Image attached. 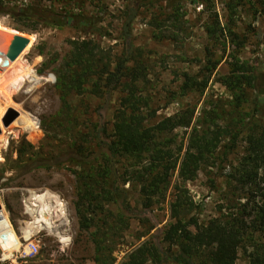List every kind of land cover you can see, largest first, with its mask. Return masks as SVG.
I'll return each mask as SVG.
<instances>
[{
	"label": "trees",
	"instance_id": "1",
	"mask_svg": "<svg viewBox=\"0 0 264 264\" xmlns=\"http://www.w3.org/2000/svg\"><path fill=\"white\" fill-rule=\"evenodd\" d=\"M46 1L50 5L33 1L10 6L9 0H0V17H8L19 28L33 32L42 24L67 27L84 35L71 41L62 63L54 68L59 108L50 121L57 127L72 129L80 116L72 98L85 95L100 98L116 90L119 93L110 127L90 122L88 127H83L87 132L74 133L68 146V155L77 156L71 164L80 168L71 170L77 196L75 214L79 230L87 233L95 246L93 264H114L113 237L121 225L127 226L119 207L115 212L109 209L118 206L119 187L133 182L138 188L140 205L150 208L156 200L165 199L175 174L177 182L172 187L170 204L172 222L161 239L164 251L152 241H145L122 264H163L167 260L174 264H237L238 250L245 242H252L256 254H248V264H264V257L258 255L264 249V73L231 54L228 73L218 81L230 94V112L239 115L230 117L224 111L214 110L203 113L184 148L176 141L174 132L192 126L195 109L185 106L168 117L156 115L141 87L147 65L141 60V52L134 50L130 38L139 12L151 11L149 26L156 30L154 38L175 42V36L186 23V13L182 11L184 0H125L127 4L120 12L121 39L125 46L119 55L86 37L105 36L98 25L102 22L101 14L108 12L106 0ZM189 1L205 4L207 10L211 7V12L215 5V0ZM88 8L99 13L88 14ZM211 14L210 21L203 24V31L212 47L226 39V34L238 39L227 23L222 25L217 14ZM169 30L171 34L163 37ZM211 48L205 47L197 73L182 75L179 87L182 95H201L207 89L220 64ZM252 92L257 96L252 98ZM43 132L46 136V131ZM240 132L245 133V148L226 178L229 189L243 203L237 206L236 213L219 216L203 225L193 218L186 221L194 203L184 185L195 180L204 168L213 166L223 139L229 138L234 147ZM118 166L124 169L121 175Z\"/></svg>",
	"mask_w": 264,
	"mask_h": 264
},
{
	"label": "rangeland",
	"instance_id": "2",
	"mask_svg": "<svg viewBox=\"0 0 264 264\" xmlns=\"http://www.w3.org/2000/svg\"><path fill=\"white\" fill-rule=\"evenodd\" d=\"M33 1L50 5L46 0H9L10 6ZM231 1H234L233 6ZM105 3L108 12L101 14L102 22L98 25L105 36L88 34L86 37L93 38L102 47L110 48L112 54L119 55L125 46L121 39L120 12L127 1L106 0ZM214 3L211 12V7L207 10L205 4L182 1L186 23L175 36V42L154 38L156 30L149 26L151 11L147 14L139 12L131 28L132 46L141 52V60L147 65L141 83L143 96L156 115L159 118L168 117L185 106L195 109L192 126L174 132L176 141L182 143L184 148L190 131L199 124L203 113L214 110L217 113L224 111L230 117L239 115L230 112V94L218 81L228 73L231 54H236L242 61L264 73V3L260 0H215ZM86 12L99 13L90 8ZM213 12L222 25L227 23L238 39L226 34V39H221L212 47L203 31V24L210 21ZM17 27L8 17H0L1 29L23 34L30 39L27 49L0 79V206L19 243L5 250L0 247V264H93L95 246L89 235L79 230L75 214L77 196L71 170L78 171L80 168L71 164L70 161L77 159V156L68 155V146L74 133L79 130L87 132L83 127H88L90 122H97L101 126L108 124L110 127L118 108L119 93L116 90L100 98L86 95L72 98L71 102L78 107L80 115L75 127L55 126L50 121L59 108L54 68L62 63L71 41L84 35L67 27L42 24L36 27L35 32ZM169 34L170 30L163 37ZM207 46L212 47L215 59H220L215 74L201 95H182L179 90L182 75L199 71ZM250 95L252 98L257 96L253 92ZM9 109L17 111L19 118L4 128L1 119ZM243 132H240L234 147L229 138L223 139L213 166L204 168L195 180L184 185L194 203L186 221L193 218L203 225L219 216L236 213L237 206L243 203L229 189L226 178L231 165L242 156L245 148ZM118 170L121 175L124 169L118 166ZM122 180H119V184H122ZM176 182L175 174L165 199L156 200L150 208L140 205L138 188L133 182L119 187L118 206L112 205L109 209L115 212L119 207L125 215L127 226L121 225L113 237L115 249L111 255L114 264H122L130 252L145 241H152L164 251L161 239L172 222L170 204L174 194L172 187ZM45 193L52 195L51 200H55L56 206L47 212L50 231L39 228L36 217L32 211L29 215L26 208L31 194ZM59 209H63L64 216H60L61 211L58 214ZM46 214L44 212V218ZM37 216L40 217L39 214ZM251 243L245 242L240 246L237 264H248V254L256 255ZM261 243L258 239V244ZM263 250L261 248L258 252L260 257H264ZM163 264L174 263L167 260Z\"/></svg>",
	"mask_w": 264,
	"mask_h": 264
},
{
	"label": "bare ground",
	"instance_id": "3",
	"mask_svg": "<svg viewBox=\"0 0 264 264\" xmlns=\"http://www.w3.org/2000/svg\"><path fill=\"white\" fill-rule=\"evenodd\" d=\"M11 65L7 69H5L3 72H0V79L3 77V73L5 71H7L11 67ZM51 197H52V195H50V193H45L44 195L43 194H41V195L31 194V197H30L31 201H30V203H28V206L26 207L27 213H29V215H30L31 211H32L33 215L36 217V220H35L36 225H38L39 228L47 229L48 231H50V226H48V225H50V223L47 221V220H49V216H48L49 214L47 212L51 211V209H54L56 207L54 205L55 200L52 201ZM41 205L42 206L44 205L45 207H42ZM60 211H61L62 215L60 214ZM62 211H63V209H59L58 214H60V216H64ZM44 212H45V214L47 213L46 218H44ZM37 214H39L40 217H38ZM30 234H32V233H29L28 235H30ZM18 244L19 243L17 241V238H16L14 232H12L9 221L7 220L3 211H1L0 212V247L5 250L8 248L16 247Z\"/></svg>",
	"mask_w": 264,
	"mask_h": 264
},
{
	"label": "water",
	"instance_id": "4",
	"mask_svg": "<svg viewBox=\"0 0 264 264\" xmlns=\"http://www.w3.org/2000/svg\"><path fill=\"white\" fill-rule=\"evenodd\" d=\"M30 39L23 34L10 33L0 28V72L7 69L26 50ZM19 118V113L13 109L4 115L1 123L4 128L9 127ZM1 133V129H0ZM2 208L0 206V212Z\"/></svg>",
	"mask_w": 264,
	"mask_h": 264
},
{
	"label": "built area",
	"instance_id": "5",
	"mask_svg": "<svg viewBox=\"0 0 264 264\" xmlns=\"http://www.w3.org/2000/svg\"><path fill=\"white\" fill-rule=\"evenodd\" d=\"M60 243H61V241H60Z\"/></svg>",
	"mask_w": 264,
	"mask_h": 264
}]
</instances>
